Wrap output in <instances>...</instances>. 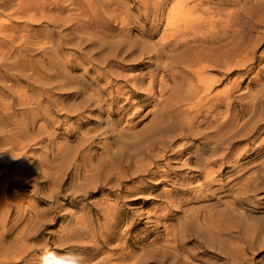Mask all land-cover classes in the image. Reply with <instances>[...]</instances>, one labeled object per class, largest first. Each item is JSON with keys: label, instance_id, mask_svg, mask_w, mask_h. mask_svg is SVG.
<instances>
[{"label": "rangeland", "instance_id": "1", "mask_svg": "<svg viewBox=\"0 0 264 264\" xmlns=\"http://www.w3.org/2000/svg\"><path fill=\"white\" fill-rule=\"evenodd\" d=\"M48 253L264 264V0H0V264Z\"/></svg>", "mask_w": 264, "mask_h": 264}, {"label": "clouds", "instance_id": "2", "mask_svg": "<svg viewBox=\"0 0 264 264\" xmlns=\"http://www.w3.org/2000/svg\"><path fill=\"white\" fill-rule=\"evenodd\" d=\"M50 256L53 257L52 260H49ZM41 264H82V259L75 253H68L60 257H57L55 253H48L41 258Z\"/></svg>", "mask_w": 264, "mask_h": 264}, {"label": "bare ground", "instance_id": "3", "mask_svg": "<svg viewBox=\"0 0 264 264\" xmlns=\"http://www.w3.org/2000/svg\"><path fill=\"white\" fill-rule=\"evenodd\" d=\"M176 125H177V124H176ZM176 125H175V126H176ZM247 242H248V241H247Z\"/></svg>", "mask_w": 264, "mask_h": 264}]
</instances>
